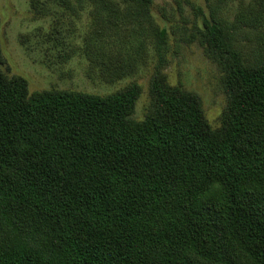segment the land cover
I'll list each match as a JSON object with an SVG mask.
<instances>
[{"label":"trees","instance_id":"16d2710c","mask_svg":"<svg viewBox=\"0 0 264 264\" xmlns=\"http://www.w3.org/2000/svg\"><path fill=\"white\" fill-rule=\"evenodd\" d=\"M123 2L148 17L154 0ZM209 5L198 42L223 74L219 128L163 68L142 120L136 82L104 95L31 93L3 70L0 42V264H264V0L233 20ZM97 62L108 83L135 69Z\"/></svg>","mask_w":264,"mask_h":264},{"label":"rangeland","instance_id":"374dc122","mask_svg":"<svg viewBox=\"0 0 264 264\" xmlns=\"http://www.w3.org/2000/svg\"><path fill=\"white\" fill-rule=\"evenodd\" d=\"M70 1L67 6L63 0H0V42L8 75L27 79L31 93L55 88L104 95L136 82L143 93L133 118L142 120L151 79L163 68L171 85L201 98L207 120L213 128L220 127L228 97L222 71L198 42L201 13L208 15L210 2L233 20L249 0H154L148 17L131 16L123 0H113L120 8L116 19L90 0ZM240 47L245 53L250 49L247 43ZM104 55L135 69L108 83L97 62Z\"/></svg>","mask_w":264,"mask_h":264}]
</instances>
